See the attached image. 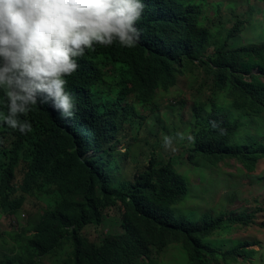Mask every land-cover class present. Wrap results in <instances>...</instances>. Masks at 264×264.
Masks as SVG:
<instances>
[{
	"label": "trees",
	"instance_id": "16d2710c",
	"mask_svg": "<svg viewBox=\"0 0 264 264\" xmlns=\"http://www.w3.org/2000/svg\"><path fill=\"white\" fill-rule=\"evenodd\" d=\"M205 3L148 0L136 25L142 35L135 47L97 46L81 59V68L69 80L77 98L71 122L62 121L41 100L18 112L31 119L27 136L0 129V218L15 216L20 222L31 200V210L38 211L26 219L24 236L15 239L14 255L0 264H37L36 259L51 255L68 258L64 264H158L153 253L160 255L173 244L184 249L186 264H247L258 254L250 247L260 241H240L226 252L206 243L226 225L250 226L253 218L246 212L206 215L199 221L174 216L172 207L189 186L171 158L160 159L157 144L135 182L116 176L129 154L128 149L119 151L117 143L130 117L145 120L139 109L155 114L157 94L169 92L179 74L201 65L213 75V110L197 132L188 160L212 166L236 160L247 173L256 172L264 160V136L253 134L246 121L264 115V35L255 43H241L243 26L254 24L250 11L226 30L223 40L220 5L218 17L210 18ZM221 96L224 104L218 105ZM8 97L0 92V109ZM25 145L31 161L17 187ZM42 188L48 190L36 191ZM108 210L121 215L122 233L101 244L92 242L84 230L102 226Z\"/></svg>",
	"mask_w": 264,
	"mask_h": 264
},
{
	"label": "rangeland",
	"instance_id": "374dc122",
	"mask_svg": "<svg viewBox=\"0 0 264 264\" xmlns=\"http://www.w3.org/2000/svg\"><path fill=\"white\" fill-rule=\"evenodd\" d=\"M205 1V9L210 18L218 17L214 15L217 5H220L221 17L226 24L221 33L223 40L226 38V30L237 21L244 19L242 17L249 15L250 11H253L251 18L254 24L243 26V32L239 36L241 43L247 41V43H255L259 41L260 34L264 35V0ZM178 78V84L169 92L157 94L156 115L148 110L139 109V114L146 119L131 116L125 124V129L118 135V150L126 152L128 149L129 154L116 176L121 182H135L148 165L150 155L157 144L160 159L166 162L171 158L175 168L189 186L188 194L172 207L174 216L199 221L206 215L226 214L228 217L242 212L252 215L253 223L250 226L226 225L209 237L206 243L226 252L240 241H260V246L250 247L259 252L247 264H264V160L260 161L254 173H247L242 164L236 160H225L218 166L204 163L201 159L189 161L188 154L194 148L196 134L213 110L214 97L211 91L213 75L201 65L186 70L184 74H179ZM216 103L223 105L224 97L218 98ZM246 121L251 124L250 129L253 134L264 136V115L260 119L248 117ZM178 134H183L185 138L181 140ZM188 136H192L194 140L189 141ZM164 137L172 139L170 148H165ZM172 148L176 151L173 152ZM93 153L92 150L90 154ZM2 161L5 162L4 159ZM24 164L25 160L19 162L16 183L21 181ZM34 202L31 200L27 203L20 222L15 216L3 215L0 218V235H3L7 241L2 245L0 240V260H6V255H14L11 249L15 241L24 236L21 229L26 225V219L38 212L31 210L35 207ZM106 214V221L102 226H88L84 230L87 238L97 244H101L107 236L122 233L119 212L108 210ZM7 232L12 233L7 235ZM66 249L70 250L68 244ZM153 258L158 264L187 263V255L178 244L171 245L160 255L154 252ZM66 260L68 258L63 255L36 259L37 264H64Z\"/></svg>",
	"mask_w": 264,
	"mask_h": 264
},
{
	"label": "clouds",
	"instance_id": "9594fccd",
	"mask_svg": "<svg viewBox=\"0 0 264 264\" xmlns=\"http://www.w3.org/2000/svg\"><path fill=\"white\" fill-rule=\"evenodd\" d=\"M146 5L148 0H0V92L9 96L0 109V129L27 136L31 119L18 112L41 100L62 121L72 120L77 98L69 80L81 59L97 46L135 47L142 35L136 25ZM164 146H172L170 137H164ZM20 158V163L25 160L22 185L31 161L29 146Z\"/></svg>",
	"mask_w": 264,
	"mask_h": 264
},
{
	"label": "bare ground",
	"instance_id": "6f19581e",
	"mask_svg": "<svg viewBox=\"0 0 264 264\" xmlns=\"http://www.w3.org/2000/svg\"><path fill=\"white\" fill-rule=\"evenodd\" d=\"M75 117H76V115H75ZM35 119H36V118H35ZM73 119H74V118H73ZM33 120H34V119H33ZM69 122H71V121H69ZM72 122H75V121H72ZM72 125H74V124H72ZM94 148H97V147L95 146V147H93V149H94ZM94 150H95V149H94ZM114 181H115V180H114ZM62 185H63V184H62ZM62 185H61V186H62ZM70 185H71V184H70ZM63 186H64V185H63ZM71 188H73V187L71 186ZM83 189H84V188H83ZM60 190H62V188H61ZM76 192H77V191H76ZM68 193H69V192H68ZM68 193H67V194H68ZM71 193H72V192H71ZM71 193H69V194H71ZM77 193H78V192H77ZM79 193H81V192H79ZM69 194H68V195H69ZM72 195H73V194H72ZM122 195H123V194H122ZM123 196H124V195H123ZM124 198H125V196H124Z\"/></svg>",
	"mask_w": 264,
	"mask_h": 264
}]
</instances>
